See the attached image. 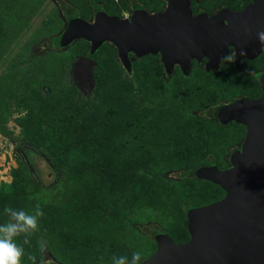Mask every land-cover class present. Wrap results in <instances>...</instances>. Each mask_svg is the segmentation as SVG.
<instances>
[{"label":"trees","instance_id":"16d2710c","mask_svg":"<svg viewBox=\"0 0 264 264\" xmlns=\"http://www.w3.org/2000/svg\"><path fill=\"white\" fill-rule=\"evenodd\" d=\"M166 1L157 0L156 6L146 7L144 0H84L85 5L89 7L86 15L79 12L77 7L76 11L70 13L60 1H57L65 24L58 32L49 34L44 40L54 34L61 39L78 18L88 19L90 16L95 20L104 13L117 14L121 17L125 12L132 17L142 9L148 12L159 11ZM249 1L236 0L233 6L226 3V0H210V4L207 0H192L191 7L198 13H212L225 7L241 9ZM2 6L0 2V15ZM73 6L71 4V7ZM49 27L52 30L57 24L51 23ZM73 44L79 48V55L88 56L97 63L94 67L96 86L92 93L82 95L68 75L52 86L41 81L36 85V89L31 88L29 81L26 80L28 76L23 75L20 80L14 79L9 88L14 104L24 111L23 116L17 117L16 123L24 134L18 147L26 163L35 173L37 172L34 162L35 150L39 152L42 140L49 137L44 157L51 158L52 178H56L57 182L63 181V184L69 187L65 192L63 205L60 209H54L61 210V218L52 217L50 212L44 211L39 216L36 228L38 234L46 237L45 241L50 240L46 245L44 243L45 246L50 242L56 243V245L53 243L52 250H56L62 260H53L50 257L43 259L40 247L43 242L37 238L33 240L28 235L25 242V234L15 240L23 249L24 259L30 264H112L113 257L119 256H125L130 260L132 253H139V249L133 246L128 248L123 234L116 235L114 231L108 230L101 232V225H104L108 218L118 219L116 212H120L125 205L130 208L136 202L147 205L162 203L163 199L149 187L148 180L144 178L149 171L148 166L154 160L153 156L161 160L164 155L171 154L186 159L200 147L199 145H203L199 140V130L177 123L178 119L175 116H159L157 121L155 116L154 119L148 117L149 112L143 105L146 95L142 94L141 88L139 89L137 74L134 71L135 64H132L131 70L127 72L110 43H103L93 52L83 39L75 40ZM41 45L51 50L66 48L60 43L57 48L44 42ZM102 50L108 52V55L100 59L98 54ZM230 53L232 54L231 48ZM130 57L132 60L140 59L133 54ZM147 57L150 64L149 66L146 64L145 67L143 65L142 69L147 68L150 73L149 79L146 77L143 80L144 87H148V80L153 76L158 81L165 77L159 54H148ZM259 57H262L263 61L256 65L255 69H251L253 77L247 76L250 80L244 78L249 86L256 83L254 86L256 92L239 94L257 97L260 94V81L264 77V50L255 59H244L240 67H236L233 60L227 59H224L218 70H206L201 63H196L202 75L199 82L213 85L212 74L222 71L219 80L224 81L232 71L240 70L242 65L250 64ZM173 71L184 75L178 66ZM245 82L243 84H246ZM45 85L49 90L43 92L40 86ZM235 97L237 96L232 98ZM151 102L153 105L156 104L154 100ZM223 103L224 101H219L205 105L198 110L194 118L198 120L214 118V130L226 128L229 123L237 124L234 121L227 123L218 121L217 113ZM47 111L55 114L54 118L59 120L58 127L43 129L41 121ZM53 131L55 134L59 133L55 139L51 135ZM240 146L241 143L233 148L229 157L240 149ZM205 158L208 159L207 165H216L214 157L209 153H206ZM55 161H59L60 164L56 165ZM137 163L141 170L134 167ZM229 164L230 161L227 165ZM203 165V163L184 165L183 168L176 170L173 176L178 179L190 178L199 181L196 171ZM19 176L20 172L14 171L11 183L6 185L5 189L0 188V223L9 219L3 211L5 207L32 214L30 212L32 203L27 194L22 192L26 185L21 183L23 181L19 180ZM29 179L33 186H39L33 177ZM200 181L209 182L221 190L218 185L208 180ZM195 206L189 203L179 205L178 212L182 218L177 223V231L151 222L138 224L137 232L150 243H154V247L157 237L162 234L169 235L174 242L185 241L189 237L186 228L187 215ZM154 247L148 253H140L141 261L154 251ZM30 256L35 257L34 262L28 259Z\"/></svg>","mask_w":264,"mask_h":264},{"label":"rangeland","instance_id":"374dc122","mask_svg":"<svg viewBox=\"0 0 264 264\" xmlns=\"http://www.w3.org/2000/svg\"><path fill=\"white\" fill-rule=\"evenodd\" d=\"M57 1L66 2L70 13L76 11L77 8L82 14L86 15L89 12V7L85 5L84 0H9V2L0 0L3 5L0 15V188L5 189L6 185L11 183L14 171L18 170L20 172L19 180L23 181L21 182L23 185H26L22 192L27 194L32 203L30 212L34 214L36 207L39 206L42 213L50 212L52 217L61 218V210L54 209H60L63 205L65 192L69 187L65 186L63 181L57 182L56 178H52L51 158L44 157L50 138L42 140L39 152L35 150L34 162L37 169L35 173L26 163L22 151L18 147L24 134L16 123V119L23 116L24 111L14 104L9 91L12 81L20 80L23 75L28 76L26 80L29 81L32 89H36V85L41 81L51 86L57 84L66 75L70 77L74 87L82 95L92 93L96 86L94 75L96 65L92 68L91 86L83 87L73 81L71 70L80 56L79 48L73 42L61 50L46 49L41 45L44 42V44L57 48L60 43V38L55 34L44 40L49 34L58 32L65 24ZM144 2L146 7H154L158 4L157 0H144ZM235 2L236 0H226V3L233 6L236 4ZM207 3L210 4V0H207ZM71 4L74 6L71 7ZM114 6H117L116 3ZM125 14L127 16L128 13L125 12ZM88 19L91 17L88 16ZM51 23L57 24V27L51 30L49 27ZM106 55L108 52L104 50L98 54L100 59ZM146 56L132 60V64H135L134 71L137 74L139 89L141 88L142 94L146 95L143 105L149 112L148 117L154 119L155 116L157 121L159 116H175L178 119L177 123L195 128L196 131L199 130V140L203 145H199L200 147L186 159L171 154L164 155L161 160L153 156L154 160L150 166L147 165L149 171L144 178L148 180L149 187L163 199L162 203L147 205L136 202L130 208L125 205L120 212H116L118 219L108 218L104 225H101V232L108 230L114 231L116 235L123 234L126 246L138 248L139 253H148L153 249L154 243H150L146 237L137 232L138 224L156 222L163 228L177 231V223L182 218L181 213L178 212L180 204L189 203L198 206L224 195L221 188L219 190L209 182L200 181L202 179L199 181L190 178L178 179L173 175L176 170L187 164L203 163L207 165L206 153L214 157L218 168L222 169L228 166L230 151L242 142L246 132L245 126L229 123L226 128L214 130V118L209 120L208 118H199L198 120L194 117L198 114V110L207 104L219 101L227 102L234 96H240L241 92H256L254 87L256 83L249 86L245 79H249L247 76L253 77L251 69H255L254 67L263 61L262 57H259L250 64L242 65L240 70L232 71L224 81L219 80L223 71L212 74L213 85H204L199 82L202 75L196 66L198 61L194 60L188 73L182 75L178 71H172L160 81L154 79L155 76H153L148 80V87H144L143 80L146 77L149 79L150 73L147 68L142 69L143 65L145 67L146 64L147 66L150 64V59ZM46 85L40 86L43 92L49 90ZM151 100H154L156 104L153 105ZM54 115L51 111L44 113V118L41 121L43 129L58 127L59 120L57 121ZM51 135L55 139L59 133L55 134L53 131ZM55 164L59 165L60 163L55 161ZM134 167L141 170L139 163ZM167 176L173 179L170 180ZM30 177L39 183L38 187L33 186ZM26 208L28 210L27 206ZM39 219L37 217V223ZM25 234L28 235L27 233L18 234L14 240ZM28 237L33 240L37 238L45 245L50 241H45L46 237L38 234L36 230L31 231V235ZM53 243L56 245L55 242H50L42 248L43 259L50 257L53 260H62L55 252L56 250H52ZM20 260L21 264H30L23 255Z\"/></svg>","mask_w":264,"mask_h":264},{"label":"water","instance_id":"95a60500","mask_svg":"<svg viewBox=\"0 0 264 264\" xmlns=\"http://www.w3.org/2000/svg\"><path fill=\"white\" fill-rule=\"evenodd\" d=\"M191 3L167 0L159 11L142 9L132 17L104 13L93 21L78 18L60 44L65 47L83 39L93 52L108 42L127 72L131 54H159L168 74L175 66L188 73L192 60L203 59L206 70H217L230 48L236 67L242 59H255L262 52L264 41L258 33L264 32V0H250L240 10L225 7L196 14ZM95 65L92 58L78 56L71 70L73 81L91 86ZM217 119L246 128L240 149L231 154L227 167L203 165L196 171L198 179L218 185L224 195L191 209L187 240L174 242L162 234L154 251L139 264H264V77L259 96L225 102Z\"/></svg>","mask_w":264,"mask_h":264},{"label":"clouds","instance_id":"9594fccd","mask_svg":"<svg viewBox=\"0 0 264 264\" xmlns=\"http://www.w3.org/2000/svg\"><path fill=\"white\" fill-rule=\"evenodd\" d=\"M67 10H69L68 7ZM124 16L126 14L121 17ZM258 38L264 41V32H259ZM224 58L232 61L234 54L229 53ZM3 211L8 215L9 220L0 223V264H21L20 257L23 254V249L17 245L14 237L20 233L31 235V231L37 228V217L41 216L42 212L39 206L36 207L34 214H28L24 210H16L10 207H5ZM25 242H27V236H25ZM40 247H45L44 243H41ZM28 259L35 261V257L30 256ZM140 261V253L133 252L130 260L125 256L113 257L112 264H139Z\"/></svg>","mask_w":264,"mask_h":264},{"label":"flooded vegetation","instance_id":"af4514ba","mask_svg":"<svg viewBox=\"0 0 264 264\" xmlns=\"http://www.w3.org/2000/svg\"><path fill=\"white\" fill-rule=\"evenodd\" d=\"M233 10H239V9H233ZM193 12H194L195 14L198 13V12H195V11H193ZM85 20L93 21V20H92V17H91V19H85ZM87 43H88V42H87ZM88 47L90 48L89 43H88ZM263 50H264V47H263ZM263 50H262V52H263ZM262 52H261V53H262ZM261 53H260V54H261ZM260 54H259V55H260ZM259 55H258V56H259ZM258 56H257V57H258ZM87 57H88V56H87ZM243 60H244V59H242L241 62H242ZM192 61H194V60H192ZM192 61H191V63H192ZM204 61H205V59H203L201 62H198V63H201V64L203 65V67H204ZM241 62H240V65H241ZM175 67H176V66H175ZM175 67H174V69H175ZM174 69H173V70H174ZM173 70H172V71H173ZM172 71H171V72H172ZM167 74H168V73L165 72V75H167ZM243 96H246V97H249V98H254V97H255V96H249V95H244V94H243V95H240V96H237V97H243ZM237 97H235V98H237ZM229 101H230V100H229ZM227 102H228V101H227ZM224 103H225V102H224ZM224 103H223V104H224Z\"/></svg>","mask_w":264,"mask_h":264},{"label":"crops","instance_id":"0c3cea01","mask_svg":"<svg viewBox=\"0 0 264 264\" xmlns=\"http://www.w3.org/2000/svg\"><path fill=\"white\" fill-rule=\"evenodd\" d=\"M60 3L63 4V6L65 7V9H67L68 4H67L66 2H64V1H60Z\"/></svg>","mask_w":264,"mask_h":264}]
</instances>
